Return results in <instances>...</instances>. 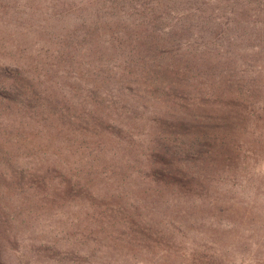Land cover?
I'll return each instance as SVG.
<instances>
[{"label": "trees", "instance_id": "obj_1", "mask_svg": "<svg viewBox=\"0 0 264 264\" xmlns=\"http://www.w3.org/2000/svg\"><path fill=\"white\" fill-rule=\"evenodd\" d=\"M263 184L264 0H0V264L53 217L159 249Z\"/></svg>", "mask_w": 264, "mask_h": 264}, {"label": "rangeland", "instance_id": "obj_2", "mask_svg": "<svg viewBox=\"0 0 264 264\" xmlns=\"http://www.w3.org/2000/svg\"><path fill=\"white\" fill-rule=\"evenodd\" d=\"M248 189L249 193L237 191L238 195L230 197L213 216L211 210H206L176 217L177 222L168 230L162 227L160 239L166 240L164 245L159 249L151 247L149 253L144 251V246L137 247V251L131 248L136 246L135 242H146L147 237L134 240V235L125 236L124 230L99 231L95 223L77 224L78 216L72 215L62 218L64 222L75 219L77 225L68 227L57 224V218L53 217L42 222L46 230L34 228L35 232L23 234L24 243L18 251L20 261L23 264H264V184ZM154 219L166 222L170 217ZM40 241L50 246L51 253L40 247ZM54 250L61 253L59 257H55ZM13 255L14 260L7 264H14L19 258ZM5 257L10 260L9 253Z\"/></svg>", "mask_w": 264, "mask_h": 264}]
</instances>
